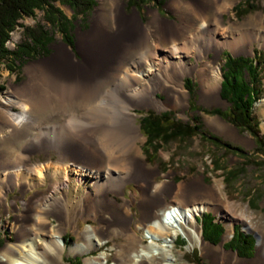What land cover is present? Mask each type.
Here are the masks:
<instances>
[{"label": "bare ground", "instance_id": "bare-ground-1", "mask_svg": "<svg viewBox=\"0 0 264 264\" xmlns=\"http://www.w3.org/2000/svg\"><path fill=\"white\" fill-rule=\"evenodd\" d=\"M108 1L109 4L102 3L95 11L91 28L86 33L79 34L78 47L82 57L80 63L75 64L71 50L58 43L54 47L57 52L45 59L42 65H36V62L25 69L27 81L15 89L13 94L6 98L0 97V130L6 128L5 136L8 138L21 135L23 138H30L31 132L39 127L36 115L42 109L49 108L52 112L61 114H68L69 111L78 113L98 106L107 86H122L120 95L123 96L115 100L117 105L114 113L119 126L111 133L101 134L106 142L104 148L100 149L97 146L96 139L99 135L97 132L85 129L78 134H71L62 130L63 139L59 143L57 141L55 148L59 159L72 161L73 166L67 167L69 163L62 164L61 168L50 174L52 177L60 176L63 179L58 186L65 190L68 188L69 173L83 179L82 176L89 171L93 178V187L104 200L106 199L108 207H113L116 206V202L106 197L107 184L112 186L114 182H118L113 186L121 187L130 179L127 176L128 171H131L133 176L145 178L146 182L151 172L147 166L139 167L141 161L138 164L135 157L131 156L132 151L139 148L136 142L140 136L139 127L135 125L136 115L132 109L135 106L159 105V101L154 98L158 91L167 95L168 107L177 100L185 104L188 94L183 87L182 79L186 75L198 72L205 81L209 62H205L204 58L209 52L217 56L224 48H229L234 53H241L253 42L264 41V36L261 33H250L233 38L218 28L222 24L223 13L228 12L225 5L231 0H223L220 5H216L215 0H211V3L208 0H189L185 3L172 0L167 7L177 15L179 23L166 22L155 11L149 10L150 19L146 24L141 23L136 12L131 15L125 14L124 1ZM16 44V40H8L7 49L14 50ZM191 57L197 62H203L202 68H198V64H191L189 62ZM217 71L218 68L215 72ZM60 78L66 79L70 85L68 88L64 87L67 94L57 97L54 101L57 95L54 97L50 95L56 89L51 88L48 81ZM218 91L219 89L215 93L216 100H219ZM13 107L18 108L16 113ZM63 126L65 125L61 127ZM47 127L38 128L39 134L42 135L35 141L36 151L46 152L50 147L49 136L53 130ZM113 141L119 142L117 144L123 147L114 146ZM11 163L10 153L8 155L0 153V193L2 189L17 187L20 175L23 174L22 176L28 179L37 173L30 166H26L23 173H20L19 165L8 170ZM90 168L96 170L92 172ZM85 170L87 172H84ZM137 170L141 171L140 175ZM43 181L44 175L39 172L35 185L38 186ZM25 183L28 187L33 186L27 181ZM156 187L157 185L139 204L142 221L130 232L127 231L131 230L128 227V210L123 207L126 220L122 217L116 224L121 233L126 231L125 242L122 245H113L111 254L102 251L95 256L83 258L82 264H173L172 248L178 245V239L190 243L196 241L197 244L203 245L201 220L203 215L209 212V203L194 201L197 197L195 188L188 190L186 195L184 191L179 195V190L170 185L169 195L173 198L185 195L186 198L181 203L173 202L164 209L162 205L164 200L159 196ZM201 193L212 198L220 196L218 189L214 193L207 191ZM43 198L48 203H43L41 217L32 216L30 211L32 206L25 205V211L19 217L15 228L16 241L6 243L0 249V264H61L65 251L58 232L64 229L65 223L58 216L55 217L58 219L57 224L51 225L48 216L56 213L65 214L64 205L61 200L51 198V195ZM114 221L115 218L107 213L100 230L90 225L91 223L86 224L79 234L82 242L73 243L68 247V252L85 253L91 249H98L106 241L108 243L110 240L108 231ZM245 228L252 230L249 225ZM256 236L257 253L253 261H264V237L259 232H256ZM144 239H147V242L143 243ZM204 250L205 254L209 251L206 248ZM227 255L228 253L221 250V258ZM229 255L234 261L240 262L235 254Z\"/></svg>", "mask_w": 264, "mask_h": 264}, {"label": "rangeland", "instance_id": "rangeland-1", "mask_svg": "<svg viewBox=\"0 0 264 264\" xmlns=\"http://www.w3.org/2000/svg\"><path fill=\"white\" fill-rule=\"evenodd\" d=\"M94 1L95 5L87 15L85 21H82L80 17L74 21L75 27L71 31L74 42L73 48L62 42V35L58 30L50 28L47 23L43 22L42 12L36 11L35 17L24 18L18 21L19 24L28 27L35 26L37 22L44 24V26L52 32L53 40L49 45L48 54L36 57L32 60H26L21 66H17L14 72L8 70L7 63L0 64V97L6 98L10 94H13L15 89L27 81L28 76L25 69L36 62V65H42L45 59H48L57 52V49H54V47L58 43H62L71 50V54L74 56L73 62L75 64H77L76 62L80 63L82 61L81 52L78 47L79 34L86 33L91 28L95 11L100 5L102 3L104 5L109 4L108 0ZM122 1L125 3V14L131 15L133 12H136L143 24H146L150 19L148 14L149 10L155 11L157 15L166 22L179 23L177 15L167 7L172 0H165L161 7L152 6V4H150L140 8L139 5L136 7L135 4L130 8L127 5L128 0ZM180 1L185 3L189 0ZM221 1L223 2V0H215V3H217L216 5H220ZM244 1L245 0H231L225 5L228 12L223 13L222 24L219 25L218 28L224 31L228 37L233 38H237L240 34L250 33H261L262 36H264V0H252V4L256 6V9L239 16L234 12L233 7L239 3L245 6ZM208 2L211 3V0H208ZM56 6L59 7L67 19L71 18L72 12L68 7L60 6L58 3H56ZM211 21H209V23L212 24ZM22 33L23 28L21 26L16 27L15 30L10 32L9 40H16L18 44L22 37ZM5 47L7 48L6 43ZM14 50L8 51L12 52ZM245 50L246 51L241 53H234L229 48H224L217 56L213 52H209L204 58L205 62H209L207 63L206 80H202L198 72H194L192 75H186L182 79L183 85L185 79L191 80L190 91L186 89L185 85L183 86L188 94L185 104L177 100L173 105L168 107L167 104L169 99L167 95L158 91L155 93L154 98L159 101V105H157L159 108L152 105L150 107L135 106L132 109V112L136 115L135 125L139 127L140 136L136 142L137 148H139L133 150L131 156L133 155L132 157H135L134 159L138 161V164L140 163L139 161H141L142 164H137L139 167L143 168V166H147L148 168H146L151 169V172L146 178V182L148 183L144 182L145 178L133 176L131 171L129 172L127 170V176L130 177V179L124 185L118 188L117 186H113V184L118 182H114L112 186L107 184L108 189L105 191L106 197L116 202V206L113 207H108L106 199L104 200L100 193H98L99 191L93 187V178L89 175V171H84L87 173L82 176L83 179H78V175L69 173L67 180L68 188L65 190L60 189L58 186L63 179H61L60 176L52 177L50 174L54 170L61 168L62 164L69 163L67 167L73 166L72 161L68 162L67 160L59 159L55 148L63 139L64 134L62 132L65 130V132L71 134H78V132L85 129L97 132L101 138L100 139L98 135V139H96L97 146H99L100 149L104 148L106 142L101 134L106 135V133H111L119 126L115 121L114 113L117 105L115 100L123 96L122 94L120 95V92L123 90L122 86H107L101 95V103L98 106L87 108L78 113L71 111H69L68 114L55 113L49 108L37 112V125L41 128H46L48 126L47 128H49V130H53L49 136L51 148L49 147L46 152L36 151L37 146L35 141L38 136L42 135L39 134V127L31 132L32 135L30 138H23L22 135L8 138L5 136L6 128H2L3 130H0V136H2L0 138V153L4 155L10 153L12 158V163L9 165L10 168L8 167V170L19 165L21 166L20 173H23L24 168L30 166L35 169L37 173L28 179L23 177V174L20 175L18 180L19 185L17 187L12 186L9 187L8 190L2 189L0 193V249H2L6 243L16 241L15 228L17 227L19 217L23 215L25 211V205L32 206L30 210L32 216L41 217L43 215V205L48 203L44 201L43 197L51 195V198L61 200V203L64 205L65 214L59 215L56 213L55 215L48 216L51 225L57 224L58 219L56 218H58V216H60L65 223L66 228L64 227L63 230L58 232L63 240L65 251L62 254L61 264H68V260L75 257L79 258V262L80 259L81 262H83V258L95 256L98 252L102 251L111 254V247L113 245L118 246L125 242L124 239H127L125 236L126 231L121 233L118 224H116L122 217H125L123 207L125 206L128 210V227L131 230L127 231L130 232L137 223L142 221L138 207L147 193H150L154 189V186L157 185L155 189L167 195L170 192V185H173L175 190H179L178 193L182 188L184 194L187 192L188 188L191 190L195 188L197 197L194 201L209 203V214L215 218L214 220L223 228V234L218 244H210L201 238L203 245L193 241V243L195 242L198 245L193 247V251L189 250L185 252V246L183 245L190 242L184 239H178V245L172 248V253L174 255L172 260L173 264H264V261H253L257 253L256 232H259L264 237V155L255 153L256 145L250 135L246 133L239 134L233 125L225 121L219 115H212L204 112V110L214 108L225 111L228 108V103L220 97V90L218 91L219 100H216L215 96L216 90L220 88V83L222 81L224 54L232 53L236 57L243 56L254 59L255 57L257 58L258 53L264 54V41L260 40L253 42L251 45H248ZM189 62L191 64H198V68H202L203 62H197L193 57L189 59ZM217 68L218 71L215 72ZM259 68L263 93L261 98L253 105V114L259 123V135L264 140V63H259ZM48 84L51 88L56 89L54 93L50 92V96L54 97L57 95L54 97V101H56L57 97L67 94V89H64V87L68 88L70 82L64 78H60L53 79L52 81L50 80ZM171 89H173V87ZM207 93L209 95L211 94L210 97ZM13 111L16 113L18 108L13 107ZM165 111L172 112L175 120L184 123L190 122L193 119L197 120L200 123L203 134H210L218 138L221 142L229 143L231 146L240 149L241 152L234 151L233 153L224 154L223 149L213 147L211 144L201 141L198 136H194L185 143L172 142L163 145L156 154H152V162H145L146 156L141 149L145 142V138L140 132L139 121L148 112L160 114ZM63 124L65 126L61 127ZM223 124L227 127H224ZM54 125L55 127H53ZM115 142L116 141H113L114 146L118 145V147L120 146L119 148L123 147L121 144H117L119 142ZM242 154L244 158H241ZM27 156L29 161H27ZM244 159L247 161H244ZM215 161L223 169L215 170L213 168ZM79 167L82 166L79 165ZM237 167H242L243 173L235 181H230L226 174ZM84 169L87 168L84 167ZM91 170L93 172L96 169ZM39 172H42L44 175V181L36 186L35 184ZM125 172L126 171H124V173ZM137 172L138 175L141 174L140 170H137ZM6 180L7 179H5V181ZM25 181L32 183L34 187H28ZM216 189L219 190L220 196H215V198L206 194L205 197L203 193L200 194V192L204 191L214 193ZM181 194L182 193L179 195ZM185 195L181 198L178 197L179 199L175 196L171 201L164 200L162 205L168 203L173 204V202L181 203L182 200L186 198ZM91 208L95 211L91 210ZM164 209L166 208L164 207ZM107 213H110L111 217L115 218L114 223L111 225L112 227L108 231L110 237L108 243L98 249H91L85 253H69V246L73 243L80 244L82 242L79 234L85 225L91 223L90 225L100 230L103 226V218L107 216ZM246 225L251 226L252 230L246 229ZM197 226L199 225L197 224ZM234 230H238L244 235L252 236V239H249L253 247L251 257L240 258L235 251L223 248V244L227 243L232 238ZM137 236H139L138 233ZM69 238L71 239L68 240ZM111 238L113 239L111 240ZM205 248L207 251L209 250L207 253L208 256L204 253ZM221 250L228 253V255L221 258ZM211 253H214V255ZM229 254H235L240 262L234 261ZM109 260H111V257H109Z\"/></svg>", "mask_w": 264, "mask_h": 264}, {"label": "trees", "instance_id": "trees-1", "mask_svg": "<svg viewBox=\"0 0 264 264\" xmlns=\"http://www.w3.org/2000/svg\"><path fill=\"white\" fill-rule=\"evenodd\" d=\"M164 2L165 0H128L127 5L130 8L134 4L136 7L139 5V8L150 4L161 7ZM56 3L71 10L70 19L63 15ZM244 3L245 6L239 3L233 7L234 12L239 16L256 9L252 0H245ZM94 5V0H0V64L7 63L8 70L14 72L16 67L21 66L26 60L49 53V45L53 40L52 32L39 22L33 27H28L19 24V20L35 17L36 11L42 12L43 22L47 23L50 28L58 30L62 35V42L73 48L71 31L75 27L74 21L79 17L85 21ZM18 26L23 28L22 37L15 50L9 52L5 43L9 40L10 32ZM257 55V58L253 59L243 56L233 57L229 53L224 54L219 94L221 99L228 103V108L225 111L214 108L204 110V112L219 115L233 125L239 134L250 135L256 145L255 153L264 155V140L259 135V123L253 114V105L263 93L259 63H264V54L258 53ZM184 85L190 91L191 80L185 79ZM139 125L140 132L145 138L141 148L146 156L145 162H152V154H156L163 145L172 142L185 143L194 136H198L201 141L213 147L223 149L224 154L234 151L241 152L229 143L221 142L210 134H203L197 120L193 119L184 123L175 120L173 113L169 111L160 114L148 112L141 118ZM241 158H244L243 154ZM244 161L247 160L244 159ZM213 168L223 169L216 161ZM242 173V167H237L227 172L226 175L230 181H235ZM222 234V226L215 222L210 214L205 215L202 219L203 240L216 245L220 242ZM249 239H252V236L234 230L232 238L223 244V248L235 251L240 258H249L253 253Z\"/></svg>", "mask_w": 264, "mask_h": 264}, {"label": "crops", "instance_id": "crops-1", "mask_svg": "<svg viewBox=\"0 0 264 264\" xmlns=\"http://www.w3.org/2000/svg\"><path fill=\"white\" fill-rule=\"evenodd\" d=\"M188 189H187V191H188ZM180 190H181V192H179V194L182 193L183 189L181 188ZM189 190L191 191V189H189ZM159 196L161 197V199L167 200V201H171L172 199H174L171 195H169V194L166 195V194H163L160 192H159ZM177 196H179V195H177ZM69 239H71V238H69ZM120 245H122V244H120ZM68 264H82V262H81V259L79 262V258L75 257V258L68 260Z\"/></svg>", "mask_w": 264, "mask_h": 264}, {"label": "built area", "instance_id": "built-area-1", "mask_svg": "<svg viewBox=\"0 0 264 264\" xmlns=\"http://www.w3.org/2000/svg\"><path fill=\"white\" fill-rule=\"evenodd\" d=\"M148 239V238H147ZM147 239L143 240V243L147 242ZM107 243V241L105 243H103L100 247L104 246ZM183 246H185V252L192 250L193 251V247L194 246H198L195 242L194 243H188V244H184Z\"/></svg>", "mask_w": 264, "mask_h": 264}, {"label": "water", "instance_id": "water-1", "mask_svg": "<svg viewBox=\"0 0 264 264\" xmlns=\"http://www.w3.org/2000/svg\"><path fill=\"white\" fill-rule=\"evenodd\" d=\"M66 45V44H65ZM233 57H236L234 54H232V53H230ZM219 90H220V88H219Z\"/></svg>", "mask_w": 264, "mask_h": 264}]
</instances>
